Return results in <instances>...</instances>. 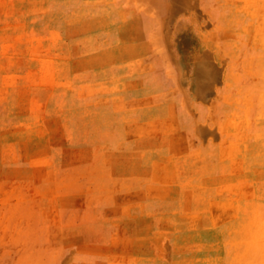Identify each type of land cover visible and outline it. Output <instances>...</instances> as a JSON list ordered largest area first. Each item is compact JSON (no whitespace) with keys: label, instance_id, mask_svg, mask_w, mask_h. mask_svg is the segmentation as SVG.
<instances>
[{"label":"rangeland","instance_id":"obj_1","mask_svg":"<svg viewBox=\"0 0 264 264\" xmlns=\"http://www.w3.org/2000/svg\"><path fill=\"white\" fill-rule=\"evenodd\" d=\"M0 264H264V0H0Z\"/></svg>","mask_w":264,"mask_h":264}]
</instances>
